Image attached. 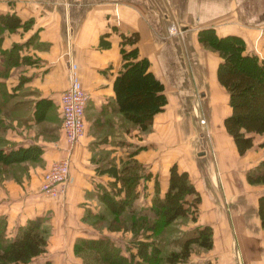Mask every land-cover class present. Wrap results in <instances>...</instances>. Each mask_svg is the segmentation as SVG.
<instances>
[{
	"label": "crops",
	"instance_id": "obj_1",
	"mask_svg": "<svg viewBox=\"0 0 264 264\" xmlns=\"http://www.w3.org/2000/svg\"><path fill=\"white\" fill-rule=\"evenodd\" d=\"M0 13L18 18L14 27L0 22V217L7 237L26 218L46 216L50 233L44 253L50 264L51 256L63 257L61 264H70L65 258L71 255L76 236L115 239V231L95 232L81 217L85 210L96 212L104 206L99 195L110 189L113 177L100 170L119 166L126 149H136L133 157L145 173L138 179L137 207L150 203L155 180L158 195L163 194L171 162L187 172L196 190L199 183L194 178L209 169L207 163L218 166L217 157L222 155L225 166L229 165L232 151L227 160L228 145L222 139L229 136L221 124L229 107L215 78L219 56L200 44L196 32L210 27L217 36H239L243 51L262 58L264 0H0ZM166 23L179 27V33L165 36ZM132 31L137 32L139 55L147 58L166 98L145 132L123 119L112 103L111 81L121 68L118 34ZM105 32L101 41L108 45L101 46L98 37ZM70 79H76L88 97L83 134L68 145L60 137L58 93ZM191 113L206 128L208 121L217 122L215 132L206 133L211 144L197 148L196 158L191 156L196 143ZM228 143L237 154L232 141ZM254 145L246 151H259ZM3 152L14 153L5 161ZM65 155L69 156L68 175L59 196L43 195L38 190L42 172L52 160ZM255 155L254 164L262 157ZM243 157L247 162L249 156ZM220 158L219 166L224 164ZM217 169L208 174L213 189L212 181L220 173ZM215 187L218 192L219 185ZM208 202L203 218L193 222L211 228V245L197 260L264 264L256 198L249 212L245 202Z\"/></svg>",
	"mask_w": 264,
	"mask_h": 264
},
{
	"label": "trees",
	"instance_id": "obj_2",
	"mask_svg": "<svg viewBox=\"0 0 264 264\" xmlns=\"http://www.w3.org/2000/svg\"><path fill=\"white\" fill-rule=\"evenodd\" d=\"M0 22L6 27H14L18 24V18L11 13H0ZM105 34L98 37L101 46L108 45L101 41ZM118 35L121 68L111 81L112 103L123 118L145 132L150 127L153 113L160 110L166 101L163 84L148 68L147 58L137 51V32ZM196 37L201 45L215 50L219 56L215 78L226 93L229 107L221 124L240 155L253 144L255 134L264 135V52L259 58L251 51H243V41L239 36H217L210 27L197 30ZM124 45L128 47L124 48ZM58 120L60 128L59 110ZM257 145H264V137ZM135 151L130 149L119 166L111 164L100 170L107 171L113 177L110 189L102 190V195H99L104 206L96 212L85 210L82 214L103 218L108 231L118 228L129 231L127 253L123 254L109 236L96 235L75 237L73 254L80 257L81 264H211L209 259L188 260L192 245L202 250L210 247L211 228L207 224L195 225L172 239L170 242L176 244V250L163 248V235L171 230L170 225L177 216L188 213L191 219L194 218L192 213H195L193 209L198 195L187 172L178 170L171 162L163 194L158 195L155 180L150 203L146 207H137L134 199L138 195V179L145 173L142 165L133 157ZM13 153L3 152L1 156L6 161ZM244 178L249 184H264V158L246 168ZM116 181L118 185L114 186ZM189 194L192 198L187 201ZM114 195L118 196L115 198ZM255 210L259 225L264 229V191L256 196ZM4 228V219L0 217V264H24L31 257L45 252L48 227L43 215L26 218L10 237L5 235ZM137 234L139 238H136ZM43 264H48V260Z\"/></svg>",
	"mask_w": 264,
	"mask_h": 264
},
{
	"label": "rangeland",
	"instance_id": "obj_3",
	"mask_svg": "<svg viewBox=\"0 0 264 264\" xmlns=\"http://www.w3.org/2000/svg\"><path fill=\"white\" fill-rule=\"evenodd\" d=\"M170 25H171L170 23H166L165 24V33L164 34H165V36L173 37V36H175L176 32H172V30L170 29ZM175 28L177 30L176 25H175ZM178 33H179V31H178ZM127 47H128V45H124V48H127ZM203 47L208 49V50L214 51L213 49H210L208 47H205V46H203ZM193 113H191L192 114V120H193L194 125L196 124L195 125L196 126V130H195L196 136H194L193 139H195L196 143H195L194 147L191 150V156L196 158L195 151L197 150V148L198 149L199 148H203L205 145H207V143L211 144V137H209L208 134H206V133H207V131L209 133H214L215 129L217 127V122L209 123V121H208L209 125L206 128V123H204L205 125L203 126L200 118H199L198 122L195 121L196 118L194 117ZM203 116H204V120H205L206 117H207L206 114H205V111H203ZM213 120H214V118H213ZM199 125L202 126V128H200ZM199 130H201V131L199 132ZM106 132L108 133V132H111V131H110L109 128H107ZM223 132H224V129H223ZM263 137H264L263 134H255L254 138H253L254 142H255V143H253V144H255L254 145V149L256 150L258 148L259 151L255 152V153H251V150L250 151L248 150V151L244 152V155H237L235 153L234 149L229 148V144L230 143H228V142H231L229 137H227L228 139L226 138V140H225V138L222 139V142L224 143V145H228L227 147L229 148V150H228V148L226 147L227 154L225 155V157H226L227 160L229 159V151H232L231 152L232 159L230 161H228L229 165L227 163V166H225L224 162H227V161H225V158L222 157V155L220 153L221 158H220V156H219V158L221 159V162L224 163V164L219 166L220 165L219 164L220 161H219L218 157H217L218 166L212 165V163H210L209 160H208L209 163H207V165L209 166V169L207 171H204V170L201 171L200 172V176H198L197 178H194L196 183L197 184L199 183L198 184L199 185L198 190H196L197 191V195H198V201L196 202V204L194 206V209L192 208L195 211V213H192V214H194V218L191 219L189 217V214L186 213L185 216H177L176 219L172 221V225H170L171 226V230L166 232L163 235V238H164V241H165L164 246H163L164 250H168V249L176 250L177 249L176 244H172L170 241L172 239H174V238L179 237L184 231L189 230L193 226H195L196 223L195 224L193 223L194 220H198V219L201 220L203 218V213L208 211V210H206L208 208V206H207L208 203H209L208 201L218 202V204L221 203V201L224 202L226 200L229 201V202L238 201L237 203L245 202L246 207H247V209H245V211L249 212L251 210V206H253L254 203H255L256 194L264 191V184H262V185L261 184L253 185V184L247 183L245 178H244V175H242V170L246 169L245 168L246 166L244 167L243 165H245L247 162L251 163L249 165V167L251 165H254L253 160L255 158H253V157H257L255 154L259 153L260 155H262L261 158H264V146L257 145V143L260 140H262ZM227 140H229V141H227ZM205 148H206V146H205ZM129 151H130V149H126V153H123V154L126 155ZM245 153H247V154H245ZM250 154H251V156H250ZM203 155H204V157L207 158L206 154H203ZM96 156H97L96 153H94V157H96ZM243 156H249V158H247V162L244 161L243 158H245V157H243ZM210 157H211V152H210ZM93 159H95V158H93ZM257 161H255V162H257ZM218 167H219V169H217ZM212 168H215V169H217L220 172L218 177L214 178V179H216L217 182L214 181V183H213V181H212V185H214V189H213V187L210 184V179H209V176H208V174H209V172H210V170ZM44 171L42 172V176H43ZM243 173H244V171H243ZM237 174L239 175L240 183L238 182ZM67 175H66V177L63 179V181L60 184L61 189H62V186H63L64 182L67 179ZM188 178L190 180L191 177H188ZM192 184H193V182H192ZM217 185H219L220 189L218 190V192H215L214 190L218 189V188L215 187ZM240 185H243V186H240ZM220 190H221V192H220ZM60 192L61 191L59 189V192L55 196H49V197L57 198L59 196ZM191 198H192L191 194L186 196V200L187 201H189ZM248 208H249V210H248ZM218 209H219V207H218ZM44 217H45V223H46V225L48 227V232H47V236H46V244H47V239H48V236H49V233H50V223L47 222V217L46 216H44ZM81 219L83 221H85L86 223H88L90 225V228L94 229L95 232L97 231L98 233H101V232H104V230H107L106 226H105L106 222H105V220L103 218L97 219V218L94 217V215H92V216L91 215H86V216H82ZM259 228H260L261 234L262 233L264 234V229L261 228V227H259ZM109 231H111V230H109ZM113 231H115V232H112V233L116 234L115 239H113L114 242L116 243V245L119 246L121 252L123 254H126L127 250H128V247H129V243L128 242H130L128 240L129 236H130V232L129 231L120 230V228H118L117 230H113ZM122 232L127 233V237H126V235L122 234ZM136 236H137L136 238H139L140 235L137 234ZM86 237H92V236H86ZM73 240L71 242V249H70L71 255H69L68 258L66 257L65 259L70 264H73V263L81 264L80 257L75 255V254H73V252H72ZM48 243H49V245H51V241L48 242ZM190 251H191L190 257L194 260V259H197V257H198L197 255H200V253L204 252L205 250H202L201 248H199V247H197L195 245H192ZM44 257H46V258H44ZM190 257L188 258V260H192ZM63 259H64L63 257H53V256H51L50 261H51L52 264H61L63 262ZM45 260H49V258L45 255V253H41V254H37V255L31 257L24 264H43V262ZM48 264H50L49 261H48ZM174 264H181V263H179V262L177 263L176 262Z\"/></svg>",
	"mask_w": 264,
	"mask_h": 264
},
{
	"label": "built area",
	"instance_id": "obj_4",
	"mask_svg": "<svg viewBox=\"0 0 264 264\" xmlns=\"http://www.w3.org/2000/svg\"><path fill=\"white\" fill-rule=\"evenodd\" d=\"M170 24L172 32L178 33L179 30H176L175 25ZM87 96V91L75 79H70L59 92L60 132L62 140L68 145L73 144L83 134V110ZM68 160L69 156L65 155L48 164L38 186L40 193L46 196H55L59 189L62 190L60 184L68 174Z\"/></svg>",
	"mask_w": 264,
	"mask_h": 264
},
{
	"label": "bare ground",
	"instance_id": "obj_5",
	"mask_svg": "<svg viewBox=\"0 0 264 264\" xmlns=\"http://www.w3.org/2000/svg\"><path fill=\"white\" fill-rule=\"evenodd\" d=\"M177 29L179 30V27H177ZM82 87V86H81ZM85 89V88H84ZM88 94V93H87ZM88 97V96H87ZM85 106V105H84ZM83 116H84V110H83ZM212 122V121H211Z\"/></svg>",
	"mask_w": 264,
	"mask_h": 264
}]
</instances>
